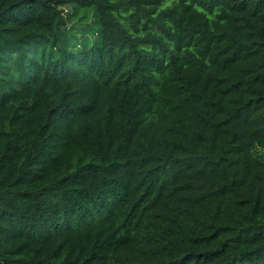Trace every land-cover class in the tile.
Here are the masks:
<instances>
[{
    "label": "trees",
    "instance_id": "obj_1",
    "mask_svg": "<svg viewBox=\"0 0 264 264\" xmlns=\"http://www.w3.org/2000/svg\"><path fill=\"white\" fill-rule=\"evenodd\" d=\"M262 143L264 0H0V264H264Z\"/></svg>",
    "mask_w": 264,
    "mask_h": 264
},
{
    "label": "rangeland",
    "instance_id": "obj_2",
    "mask_svg": "<svg viewBox=\"0 0 264 264\" xmlns=\"http://www.w3.org/2000/svg\"><path fill=\"white\" fill-rule=\"evenodd\" d=\"M67 11H72V9H71L70 7H66V12H67ZM77 21H78L77 18H75L74 20H72V21L70 22V26H71L73 23H75V22L77 23V25H80V26H84V25H85V24L83 25V23H78ZM88 22H89V23L92 22V18H90ZM254 154H255V155H258L259 157L264 155V143H262V144H258V145L255 147Z\"/></svg>",
    "mask_w": 264,
    "mask_h": 264
}]
</instances>
